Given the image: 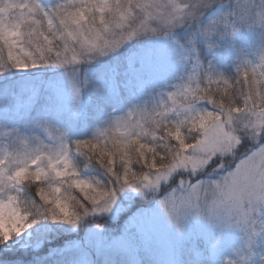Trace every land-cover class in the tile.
<instances>
[{
    "label": "snow or ice",
    "instance_id": "snow-or-ice-1",
    "mask_svg": "<svg viewBox=\"0 0 264 264\" xmlns=\"http://www.w3.org/2000/svg\"><path fill=\"white\" fill-rule=\"evenodd\" d=\"M234 229L220 264H264V0H0V254L217 264Z\"/></svg>",
    "mask_w": 264,
    "mask_h": 264
},
{
    "label": "trees",
    "instance_id": "trees-1",
    "mask_svg": "<svg viewBox=\"0 0 264 264\" xmlns=\"http://www.w3.org/2000/svg\"><path fill=\"white\" fill-rule=\"evenodd\" d=\"M46 3H50L51 0H45ZM236 46L238 48H249L251 46H254L259 43V37L255 33H249L247 31L241 32L238 35L237 40L235 41ZM221 55L213 58L211 55L208 56V59H211L213 63L216 65V67L223 71L224 67L222 66V61L224 59V55L227 54L226 52V44L224 42H221ZM231 68V66H230ZM100 70L99 66H93L92 69H90L91 74H96ZM231 71H234V68H231ZM87 103V100L85 101ZM203 226H197L195 222L190 223L189 225V232H194L198 230V228H202ZM242 238H243V233L239 229L231 230L227 234V243L222 244L220 249L218 251H224L225 253L228 252L230 255V259H234V249H237L242 246ZM5 254H0V255H5V258L0 260V264H15V262L11 259H8L7 256H14L15 252L11 250H5ZM227 254V253H226ZM225 259V258H224Z\"/></svg>",
    "mask_w": 264,
    "mask_h": 264
},
{
    "label": "rangeland",
    "instance_id": "rangeland-1",
    "mask_svg": "<svg viewBox=\"0 0 264 264\" xmlns=\"http://www.w3.org/2000/svg\"><path fill=\"white\" fill-rule=\"evenodd\" d=\"M235 230V229H234ZM227 253V254H226ZM224 252V251H218L217 252V254H216V257H215V259H216V262H217V264H220V262L222 261V260H228V259H230L229 257H230V255H229V253L228 252ZM225 258V259H224Z\"/></svg>",
    "mask_w": 264,
    "mask_h": 264
}]
</instances>
